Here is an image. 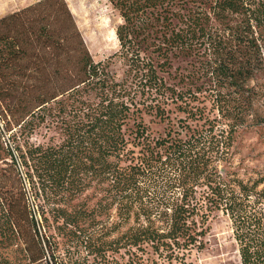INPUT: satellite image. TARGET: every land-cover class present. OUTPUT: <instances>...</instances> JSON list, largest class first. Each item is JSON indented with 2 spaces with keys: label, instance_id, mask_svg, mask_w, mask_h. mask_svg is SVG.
<instances>
[{
  "label": "trees",
  "instance_id": "16d2710c",
  "mask_svg": "<svg viewBox=\"0 0 264 264\" xmlns=\"http://www.w3.org/2000/svg\"><path fill=\"white\" fill-rule=\"evenodd\" d=\"M108 2L121 19L119 50L99 62L64 0L0 18V121L8 135L2 143L0 131V264H52L48 249L55 260L35 229L19 172L42 219L63 226H78L83 214L57 203L97 180L113 199L101 207L139 226L131 249L146 244L163 261L131 264H185L183 251L201 235L196 226L215 212L231 223L240 264H264V173L243 179L217 167L239 129L264 126V0ZM179 58L195 63L176 88L158 72ZM115 62L125 66L120 80L110 71ZM201 101L210 111L195 105ZM168 103L186 118L151 138L143 114L164 120ZM48 120L67 137L60 146L30 140ZM162 166L173 170L171 195L156 201L142 180Z\"/></svg>",
  "mask_w": 264,
  "mask_h": 264
},
{
  "label": "rangeland",
  "instance_id": "374dc122",
  "mask_svg": "<svg viewBox=\"0 0 264 264\" xmlns=\"http://www.w3.org/2000/svg\"><path fill=\"white\" fill-rule=\"evenodd\" d=\"M40 0H0V18L12 12L23 9ZM75 20L76 26L82 35L95 62L104 61L119 50L115 35L116 26L121 23L118 12L108 0H64ZM192 59H172L171 66L166 72H158L167 85L178 86V76L187 74L192 68ZM125 66L122 62H115L110 71L120 80L123 77ZM195 105L205 107L210 111V104L201 101ZM166 119L160 120L154 115L143 114V123L147 126L151 138L165 135L168 128H174L185 120L186 115L180 112L176 105H166ZM193 126L194 121L186 119ZM1 142L7 143V136L3 132L0 121ZM66 135L59 125L46 121L31 135V142L35 145L60 146ZM139 149H135L138 154ZM2 155V154H1ZM217 163L219 172H235L241 178L255 177L264 173V126H255L239 129L229 150V155H223ZM172 168L162 166L142 180V186L149 198L162 200L171 193L168 189L169 178L172 177ZM23 172V171H22ZM21 186L25 195V202L30 216L35 221V229L42 243H50L54 259L48 249V259L52 264H131L132 260L147 258L156 259L158 263L162 258L151 254L152 250L146 244L140 249H131L129 240L139 226H132L133 219L120 221L114 207L108 209L101 205L110 204L113 200L108 192L101 190L97 180H85V189L67 203L61 201V206L68 212L79 211L83 214L78 226H63L61 221H53L47 214V222L39 215L37 200L31 193L28 183L19 172ZM58 192H61L59 190ZM64 193V191L62 192ZM61 196V194H60ZM164 229L165 226H152ZM201 232L196 243L190 244L183 251L185 264H240L237 244L233 237L230 221L221 212L213 213L205 226H196ZM49 243L47 245H49ZM175 264V261H173Z\"/></svg>",
  "mask_w": 264,
  "mask_h": 264
}]
</instances>
